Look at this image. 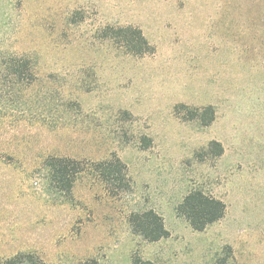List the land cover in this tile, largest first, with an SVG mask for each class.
<instances>
[{
    "label": "rangeland",
    "instance_id": "374dc122",
    "mask_svg": "<svg viewBox=\"0 0 264 264\" xmlns=\"http://www.w3.org/2000/svg\"><path fill=\"white\" fill-rule=\"evenodd\" d=\"M120 28L149 52L120 46ZM19 59L35 78L15 73ZM114 156L126 193L86 172L66 196L45 166ZM196 189L227 207L204 232L178 211ZM150 209L169 238L132 231ZM18 253L264 264V0H0V264Z\"/></svg>",
    "mask_w": 264,
    "mask_h": 264
},
{
    "label": "trees",
    "instance_id": "16d2710c",
    "mask_svg": "<svg viewBox=\"0 0 264 264\" xmlns=\"http://www.w3.org/2000/svg\"><path fill=\"white\" fill-rule=\"evenodd\" d=\"M109 32H113L111 36L120 46L134 55L143 56L150 50L148 42L138 29L120 28ZM13 62V69L20 78L25 75L27 78H35L36 75L31 71L33 69L28 66V61L19 59ZM205 110L203 122L205 126H208L215 120V115L213 109L207 108ZM208 112H211V118L209 119L207 117ZM212 145L218 144L213 143ZM45 166L51 173L50 180L66 196L71 195L77 178L86 172L94 174L108 189L117 190V194L130 191L127 167L121 159L115 156L110 160L97 163H87L68 157H50L47 159ZM226 209V204L222 200L206 195L203 191L197 189L189 192L178 207L180 214L186 218L196 232H204L209 226L222 220L225 217ZM128 222L132 231L142 236L147 242H159L170 237V232L165 227L163 219L153 209L132 213L128 217ZM4 264L49 263L35 253H18L7 259ZM81 264H98V262L91 259ZM135 264L149 263L136 260Z\"/></svg>",
    "mask_w": 264,
    "mask_h": 264
}]
</instances>
